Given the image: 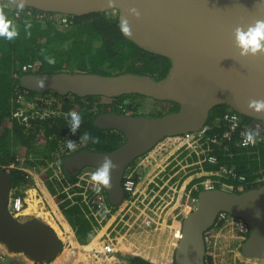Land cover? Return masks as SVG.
I'll list each match as a JSON object with an SVG mask.
<instances>
[{
    "label": "water",
    "instance_id": "obj_1",
    "mask_svg": "<svg viewBox=\"0 0 264 264\" xmlns=\"http://www.w3.org/2000/svg\"><path fill=\"white\" fill-rule=\"evenodd\" d=\"M15 4V0H0ZM43 12L84 15L111 11L127 18L131 35L139 47L171 60L162 78L138 72L102 74L98 72L55 71L19 76L21 86L44 93L55 91L81 97H118L140 94L179 104L163 115H128L109 111L95 118L102 128L122 131L126 141L110 151L80 149L62 159L64 173L75 176L84 166L97 167L109 156L116 167L110 186L104 187L110 203L124 199L122 178L128 165L167 136L183 135L202 129L211 110L227 104L243 116L264 121V112L248 107L251 100H264V52L241 56L235 29L264 20V0H25V6ZM135 7L140 15L130 14ZM39 82V83H38ZM13 177L0 170V244L9 251L22 252L36 263H46L61 252L62 242L55 229L37 217L25 221L8 210ZM221 212L244 219L250 233L241 245L246 257H264V184L243 191L219 187L203 188L197 207L182 221V236L175 253V264H206L205 235Z\"/></svg>",
    "mask_w": 264,
    "mask_h": 264
},
{
    "label": "trees",
    "instance_id": "obj_2",
    "mask_svg": "<svg viewBox=\"0 0 264 264\" xmlns=\"http://www.w3.org/2000/svg\"><path fill=\"white\" fill-rule=\"evenodd\" d=\"M6 5L9 3H1L0 11H3L12 21L19 34L13 40L0 37V170H6L5 166L13 163L19 165L18 156L27 160L31 154L39 158L37 160L41 165H46L47 162L54 160L61 150V144H67L68 140L79 142L80 135L85 131L103 140L107 131L91 122L104 111L124 113L130 110L132 114L138 113V103L134 101L127 103L126 100L139 94H125L118 97L93 95L81 97L75 94L60 95L55 91L40 93L21 86L20 75L27 72L64 71L75 63L84 68L81 69L82 72L95 70L93 72L113 75L130 71L159 79L164 77L171 67L169 58L139 47L121 32L118 13L95 11L84 15L65 14L68 16V25H65L60 21L61 16H56L59 13L43 12L29 7L20 10L17 5L13 8ZM17 11L20 12V17L15 16ZM46 57L54 58V62L50 63ZM28 65H31V68L25 72L23 67ZM45 97L56 99L51 107L58 113L57 111L51 113L43 120L39 116L36 118L29 116L27 121H21L19 116L13 115L23 104L30 105L32 99L36 104L31 105L34 108L29 110L30 113L47 108L46 103L41 101V98ZM158 103L162 109L157 115L179 108L178 103L169 100H158ZM120 104L127 106L121 110ZM229 108L227 104H220L210 112L206 125L209 126L208 134L214 135L218 142H211L213 148L209 154L215 155L218 162L206 163L205 169L217 170L222 165L233 166L239 175H244L249 180L250 184L245 189L260 186L263 182L260 184L251 182L264 176V141L253 148H241L236 145L239 134L234 136L232 141L225 140L222 136L224 124L221 118ZM70 112H78L82 116L80 129L75 135L70 134L68 128L70 122L66 117ZM256 121L263 122L247 116L242 117L244 126L252 125ZM29 122L30 127L27 126ZM124 137L121 133V135H113L107 143L88 141L83 143L82 148L96 147L110 151L118 147L125 140ZM78 149L80 148L60 153L57 155V160L61 163L68 152H75ZM28 162L25 163L27 166L35 167L33 162L29 160ZM50 171L51 168L48 175ZM46 173H42V176H46ZM10 174L13 177V187L25 190L34 183L30 174L18 166L12 168ZM73 179L75 178L66 175L64 183L66 180ZM227 182L232 183L231 180ZM64 183L58 182L60 188L58 191H62ZM49 189L55 195L78 242L85 245L92 241L98 226L94 212L98 211L101 216L104 209L101 210L97 205H89L81 195L68 199L66 194L57 193L50 183ZM243 189L237 186L235 191ZM108 218L109 215H106L105 220ZM248 235L249 232L244 235V238ZM120 255L130 264H157L132 253H120Z\"/></svg>",
    "mask_w": 264,
    "mask_h": 264
},
{
    "label": "rangeland",
    "instance_id": "obj_3",
    "mask_svg": "<svg viewBox=\"0 0 264 264\" xmlns=\"http://www.w3.org/2000/svg\"><path fill=\"white\" fill-rule=\"evenodd\" d=\"M10 7L14 6L10 5ZM74 64L72 63L71 67L66 70L70 72L83 71L81 70L84 69L83 67ZM32 100L30 105L23 104L15 111L21 121H27L29 116L34 118L39 116L43 120L57 111L51 107L56 99L45 97L41 98V101L46 103L47 108L30 113L29 110L34 108L31 105L36 104ZM132 101L138 103V111L141 113L157 114L162 109L158 100L142 95L132 96L126 100L127 103ZM27 126L30 127V122ZM191 138L186 135L166 138L151 150V157L147 154L138 160L142 159L139 164V168L142 166V169L138 177V183L141 184L137 198L123 200L117 206L110 207L108 211L105 210L101 216L98 211L94 212L98 220L97 238L88 245V251H84V246L76 241L77 238L75 240L74 236L76 235L73 228L66 224L57 208L56 201L51 198L52 193L49 189L50 183L57 193L60 190L58 182L63 181V174L57 168L59 163L57 155L69 150L66 148V144H61L59 153L56 154L54 160L47 162L46 165H41L35 154L29 155L27 160L18 156L20 164L16 166L27 171L34 182L25 189L29 196L28 208H31L27 211L51 226L53 225L56 229L64 243L58 259L72 264H130L124 262L121 256L113 255L115 257L99 259L94 255V251H101L106 244L113 242L115 250L140 255L157 264H174V253L178 243L176 236L180 237L181 235L182 220L196 207L193 191L190 192L186 184L191 177H198V174L194 173L195 169L199 168V164L191 166L192 161L189 158L195 156L196 150L199 159L203 160L207 156L206 151H203L202 147L196 146L197 143H193ZM28 160L33 162L35 167L27 166L25 163ZM205 163L207 162H203V164ZM28 164L30 165L29 162ZM50 168L51 171L48 175ZM89 170L90 168L85 169L84 173H80V177L81 175L89 177L88 174H85ZM45 172L47 175L43 177L42 173ZM192 174L194 176H191ZM217 178L221 181L235 182L229 176H218ZM64 187L63 191L71 192L68 184L65 183ZM191 188L193 190V187ZM20 190L24 189L20 188ZM89 203H91L90 200ZM106 215H109L107 220H105ZM29 217L31 216L21 217L19 220L23 221ZM65 225L69 228L68 231ZM209 237L211 245H213L212 250L208 252L209 264H263V261L257 258L251 260V258L242 255L240 236L237 235L236 229H233V225L230 226V223L214 226L209 232ZM72 240L74 241L72 242ZM19 256L21 258L19 264L29 262L25 254L21 253Z\"/></svg>",
    "mask_w": 264,
    "mask_h": 264
},
{
    "label": "clouds",
    "instance_id": "obj_4",
    "mask_svg": "<svg viewBox=\"0 0 264 264\" xmlns=\"http://www.w3.org/2000/svg\"><path fill=\"white\" fill-rule=\"evenodd\" d=\"M15 3H16V5H17V8L18 9H20V10H23V8H24V6H25V0H15ZM112 4H113V0H109V6H112ZM10 5H13L14 7H15V4H11V3H9V6ZM111 13L113 12V13H117V11L115 12V10H111L110 11ZM129 12H130V14H132V15H135V16H139L140 15V12L135 8V7H133V8H131V9H129ZM59 16L60 15H63V14H58ZM65 15V14H64ZM120 30H121V32L123 33V34H125V35H131V27H130V25H129V22H128V19L127 18H120ZM18 31H17V28H16V26L12 23V21L10 20V19H8V17H7V15L3 12V11H0V37H4V38H6L7 40H13L16 36H18ZM29 35H30V33H29ZM235 41H236V45H237V47L239 48V50H240V55L241 56H247V55H257L258 53H260V52H264V20H256L255 21V23L254 24H252V25H249V26H247V29L245 30L243 27H237L236 29H235ZM46 59H48V61L50 62V63H53L54 62V58H52V57H46ZM23 70L25 71V72H27V70H29V69H24V67H23ZM64 71H67V70H64ZM28 73V72H27ZM34 73V72H33ZM39 83V82H38ZM70 94H73V93H70ZM133 94H136V93H133ZM68 95V94H67ZM76 95V94H75ZM95 96V95H94ZM136 96H138V95H136ZM139 96H140V94H139ZM143 96V95H142ZM100 97V96H99ZM103 97V96H102ZM105 97V96H104ZM146 97V96H145ZM150 98V97H149ZM124 106H127V105H125V104H120L119 105V107H120V109L121 110H124L125 109V107ZM248 107L250 108V109H252L254 112H257V113H260V112H264V100H251V101H249V103H248ZM231 108V107H230ZM228 109L225 113H228V112H231V113H235V114H237L238 116H239V118H240V121H241V125H240V127L238 128V130H236L235 131V133L233 134L234 136H236V135H238V134H240V132H241V129L243 128V125H242V117H243V115H241L240 113H238L237 111H235V110H233L232 108L231 109ZM55 111V110H54ZM129 111V113H131V114H128V115H139V114H145V113H139V111L137 110V114H132V112L130 111V110H128ZM105 112H109V111H104V112H102V113H100L99 115H97L96 117H98V116H100V115H102L103 113H105ZM115 112H120V111H115ZM17 112H14L13 113V115H15ZM121 113H123V112H121ZM124 114H125V112H124ZM145 115H149V114H145ZM151 115H157V114H151ZM95 117V118H96ZM68 120H69V131H70V134H72V135H75L76 134V132H77V130L78 129H80V125H81V123H82V116H81V114L80 113H78V112H70V113H68L67 114V117H66ZM221 119H223V118H221ZM222 122H223V124H224V127H223V131H222V136H223V138L226 140V138L224 137V133L227 131V125L225 124V122H224V120H222ZM96 125V124H95ZM207 125V124H206ZM205 125V127H203V129L204 128H207V130H206V134H208V130H209V126H206ZM97 126V125H96ZM98 127V126H97ZM98 128H100V129H103V130H106L107 132H106V135H107V140H106V135H105V138L103 139V140H100V138L98 137V136H93V135H91V133H89V132H87V131H85V132H83L81 135H80V137H79V142H76V141H74V140H68V142H67V144H66V148L67 149H69V150H75L77 147L78 148H80V149H84V148H81V147H84L83 145V143H87L88 141H91L92 143H99V142H105V143H107L108 142V140H110V138L113 136V135H115V134H119V135H121V133H122V135L123 136H125V134L122 132V131H120V130H118V129H114V128H102V127H98ZM197 132V131H196ZM189 133H192V132H189ZM209 135V134H208ZM257 135H258V130H255V131H253V130H249V131H247L246 133H244V137H245V139H244V143L245 144H247V143H250V142H254L255 141V139H256V137H257ZM167 137H165V138H163V139H161L158 143H160V142H163V140H165ZM239 139H240V135H239V138L237 139V143H236V145H238L239 147H241V148H253V147H255L256 145H252V146H247V147H245V146H241V145H239L238 143H239ZM157 143V144H158ZM77 144H78V146H77ZM122 144V143H121ZM156 144V145H157ZM260 144V143H259ZM259 144H257V145H259ZM156 145L155 146H153L151 149H149L146 153H144V154H142V155H140V156H138V157H136L129 165H128V167L126 168V170H125V173H124V175H123V178H122V186H123V188H124V191H125V195H124V199L123 200H132V199H134L135 197H137L138 196V192H139V186H140V184L141 183H138V177H139V173L141 172V169H142V166L139 168V164L142 162L141 160L140 161H138L143 155H146L147 156V154L149 155V157H151L152 156V154H151V150L154 148V147H156ZM120 146V145H119ZM117 148V147H116ZM212 148L213 147H211V150H212ZM79 149V150H80ZM85 149H87V148H85ZM78 151V150H77ZM76 152V151H75ZM73 153V151H71V152H68L67 154H66V156L67 155H69V154H72ZM65 156V157H66ZM197 156L198 155H196V156H194V157H191V158H189V160L190 161H192V162H196V161H198V159H199V157H198V159L196 160V159H194L195 157L197 158ZM208 163V162H207ZM206 164V163H205ZM205 164H202V168H203V170L205 169ZM60 165V166H59ZM224 166H226V165H224ZM15 167H16V164H15ZM15 167H13V168H15ZM116 167V165L113 163V161H112V159L109 157V156H105L104 157V159H103V161L99 164V165H97V167H94V166H91V165H87V166H84L83 168H81V170L78 172V174H76L75 176H73L75 179H73L72 181H67L66 180V184H68V186H70L71 184H73V183H75L76 181H81L80 183H83L84 185L87 183L85 180H82L81 179V177H82V175H81V177H80V173L82 174V173H84L83 171L85 170V169H88V168H90V170L87 172L88 173V176H89V178L91 179V181L94 183V187H95V190L96 191H100L99 193L103 196V197H105V204L107 205V210L106 209H104V212H105V210L106 211H108L109 210V208L111 207L112 208V206H117V205H113L112 203H110V201H109V198H108V194H107V192H106V190H105V188L104 187H107V186H110V181H111V179H112V176H111V173H112V170L114 169ZM229 167V166H228ZM57 168L61 171V173L63 174V176H62V178H63V181L61 180V182L62 183H64V181H65V179H66V175L67 174H65L64 173V170H63V167H62V160H61V163H58L57 164ZM139 168V169H138ZM231 168H233L234 170H235V167H231ZM5 171H8V172H10V170L12 169V168H10V170H8V166H5ZM201 169V168H200ZM196 170V172L194 173V174H196L197 172H199L200 170H199V168H197V169H195ZM205 171H206V169H205ZM207 171H211V170H207ZM236 172V171H235ZM86 173V172H85ZM131 174V175H130ZM236 174H237V176H232V175H228V174H225L224 176H229L230 178H232L233 180H235V182H233L232 181V183H230V182H227V181H221L220 180V183H215L214 184V186L213 187H219V188H222V189H225V190H228V191H235V189L237 188V186L240 188V189H243V190H245V187L248 185V184H250V182H249V180H247V178H246V176H244V175H239L237 172H236ZM132 176L134 179H135V185H136V187H137V193L136 194H134V197L133 198H131V194L132 193H129L126 189H125V181L127 180V177L128 176ZM191 176H194L193 174L191 175ZM190 176V177H191ZM198 177H191V179L188 181V183L186 184V186L188 187V189H189V191L191 192V191H193V199H194V201H195V203H196V207H197V195H198V192L201 190V189H203V188H205V187H203L201 184H200V182L203 180V179H205L206 178V175H197ZM241 176H243L244 177V179L243 180H241V179H239V177H241ZM203 177V178H202ZM223 177V176H222ZM264 177V176H263ZM263 177H260V178H256V179H254L251 183H255V184H260L261 182H263L262 184H264V181L263 180H261ZM55 178V177H54ZM62 178H60V179H62ZM59 179V180H60ZM64 183V184H65ZM221 183H227V184H232V185H234V187H233V189L232 190H229V189H226V188H223L222 186H221ZM262 184H260V185H262ZM93 184H91L90 186H92ZM182 186V185H181ZM191 187H193V190H192V188ZM64 188L65 187H63V189H62V191H59L58 193H60V194H62V193H64V194H66V196H67V198L69 199V197H68V192H65V191H63L64 190ZM78 188L79 187H72V188H70V190H71V192H75V191H77L78 190ZM212 188V187H211ZM75 189V190H74ZM248 189V188H247ZM242 190V191H243ZM80 191V190H79ZM62 192V193H61ZM236 192H238V191H236ZM14 193H16V194H21V196H23V197H26L27 198V204H26V215L25 216H31V217H29V218H26L25 220H27V219H30V218H32V217H37V216H34L35 214H30V212L28 213V206H29V196H28V191H26V190H20V187H13L12 186V189H11V191H10V195H9V200H10V197L14 194ZM91 193H93V192H91ZM79 196V195H78ZM82 196V195H81ZM94 198V196L91 194L90 195V197H89V200L91 201V203H89V201L87 202V201H85V202H87L89 205H97V206H99L98 204H95V203H93L92 201H93V198ZM70 199H72V198H70ZM122 200V201H123ZM121 201V202H122ZM109 204H111V205H109ZM195 207V208H196ZM194 208V209H195ZM60 209V208H59ZM8 210H9V202H8ZM61 210V209H60ZM104 212H102V213H104ZM191 212V211H190ZM189 212V213H190ZM9 213L11 214V212L9 211ZM101 213V214H102ZM228 213V212H227ZM229 214V213H228ZM14 218H16V219H18L19 220V218H21V217H25V216H20V217H15L13 214H11ZM235 217V216H234ZM37 218H39V217H37ZM97 218V217H96ZM239 218V217H238ZM40 219V218H39ZM184 219V218H183ZM25 220H23V221H25ZM218 220V219H217ZM244 220V219H243ZM183 221V220H182ZM97 222H98V220H97ZM247 223V222H246ZM226 223H217V221H216V223L211 227V228H213L214 226H221V225H225ZM248 224V223H247ZM232 225H233V223H231L230 224V226L232 227ZM211 228L207 231V233H206V235L207 236H209V232H210V230H211ZM248 228H249V225H248ZM233 229L235 230L236 229V231H237V235H239L240 237V249H241V245H242V243L246 240V238H244V235L245 234H247L248 232L250 233V228L248 229V232L247 233H241L234 225H233ZM56 231V230H55ZM180 231H182V226H181V228H180ZM57 232V231H56ZM58 234V233H57ZM206 235H205V240H206V246H207V253H206V264H209V262H208V251H209V249H210V247L212 246L211 245V241H210V237H209V240H207L206 239ZM59 236V235H58ZM211 236V238H212V234L210 235ZM97 238V235L96 236H94V238ZM244 239H242V238ZM93 238V239H94ZM178 240H179V238H178ZM61 242H62V248L64 247V243H63V241L61 240ZM91 243V242H90ZM6 249H7V247L4 245V244H2ZM84 246V249H87V247H88V244L86 245H83ZM8 250V249H7ZM9 251V250H8ZM88 251V250H87ZM10 252H12V251H10ZM61 252H62V249H61ZM61 252H60V254H61ZM20 253H22V252H20ZM120 253H124V252H122V251H118L117 249L116 250H113L112 252H110V254H109V256L108 257H110V256H112V257H115V256H113V255H116V256H121L122 258H123V256L122 255H120ZM241 253H242V251H241ZM22 254H24V253H22ZM59 254V255H60ZM133 254V253H132ZM26 255V254H25ZM59 255L55 258V259H58V257H59ZM242 255H243V253H242ZM244 256V255H243ZM26 257L29 259V260H31L27 255H26ZM246 257V256H245ZM248 258H257V257H248ZM259 258H264V257H259ZM55 259H53V260H55ZM124 259V258H123ZM53 260H51V261H53ZM32 262H34L33 260H31ZM124 262H128L126 259H124L123 260ZM50 262V261H49ZM36 263V262H35ZM129 263V262H128ZM174 264H175V262H174Z\"/></svg>",
    "mask_w": 264,
    "mask_h": 264
},
{
    "label": "built area",
    "instance_id": "obj_5",
    "mask_svg": "<svg viewBox=\"0 0 264 264\" xmlns=\"http://www.w3.org/2000/svg\"><path fill=\"white\" fill-rule=\"evenodd\" d=\"M15 16L20 17V12L19 11L15 12ZM60 16H61L60 21L62 23H64L65 25H68V18H67L68 16H66L64 14L60 15ZM29 68H31V65L24 66V69H29ZM15 115H17V113ZM223 120H224L225 124L227 125V131L224 133V137L226 138L227 141H229V140L232 141L234 138L233 134L235 133L236 130H238V128L241 125L240 118L237 114L228 112V113L224 114ZM206 130H207V128H204L201 131L186 133L183 135H186V136H188V138H191L192 137L191 135L193 134L194 136L191 138L193 143H197L196 146H200V147H202L203 151H206L207 156L203 160L198 159V161H196V163L192 162L191 166H194L195 164H199V170L200 171L197 172L196 174L206 175V178L203 179L200 182V184L205 188H211L214 186L215 183H220V180L217 178L218 176L222 177L225 174L237 176V174L233 168L228 167V166H224V165H222L217 170H211V171H207V170L205 171V169L203 170V168H202L203 162H208V163H217L218 162V159L215 155L209 154V151H211V147H212L211 142L217 143L218 139L216 137H214V135L211 136V135L206 134ZM249 130H253V131L258 130V135H257L254 142H250V143L245 144L244 143V139H245L244 133H246ZM183 135H179V136L183 137ZM239 135H240V139H239V143H238L239 145L245 146V147L257 145V144L261 143L262 141H264V123L256 121L252 125H249V126L243 125V128L241 129V132ZM195 152H196V155H198V153H197L198 151L196 150ZM198 157H199V155H198ZM17 160H19V158H17ZM15 164L16 163L9 165L8 170H10V168L15 167ZM85 174H88V173L86 172ZM130 175L127 177V180L125 181V189L129 193H132L131 198H133L134 194L137 193L138 189L135 185V179ZM81 179L85 180L87 183L84 185L83 183H80L81 181L79 180V181H76L75 183L71 184L68 188L70 189L72 187H79V188L84 189V190L79 191L80 189L78 188V190L75 192H68L69 199L70 198L73 199L75 195H82L83 200L88 202L89 196L92 194L94 196L92 202L95 204H98L99 208L101 210L102 209L107 210L108 208H107V205L105 204L106 203L105 197H103L99 193L100 191L95 190L94 183L91 181V179L87 176L86 177L82 176ZM239 179L243 180L244 177L241 176V177H239ZM261 180L264 181V177ZM91 184H93V185L90 186ZM221 186L223 188H226L229 190H232L234 187V185L227 184V183H221ZM91 192H93V193H91ZM135 198H137V197H135ZM26 204H27V198L26 197L21 196V194L14 193L10 197V200H9V211L15 217L25 216L27 214L26 213ZM217 223H223V224L224 223H230V224L233 223V225L241 233H247L248 229H249L248 224L246 223L245 220H243L242 218L234 217V216L228 214L227 212H221L220 213L218 220H217ZM176 237L180 238L179 236H176ZM206 239L209 240V236L206 235ZM110 241H111V239H110ZM87 250L88 249H84V251H87ZM113 250H115V247H114V244L112 242V244L111 243L106 244L105 248H103L101 251H94V255L96 257H98L99 259H103L105 257H108L110 252H112ZM5 251H6V253H2L0 251V262L4 261L5 256L8 253H10V251H8L7 249H5ZM33 263L34 264H40V263H35V262H33ZM43 264H72V263L55 259L53 261L46 262Z\"/></svg>",
    "mask_w": 264,
    "mask_h": 264
},
{
    "label": "crops",
    "instance_id": "obj_6",
    "mask_svg": "<svg viewBox=\"0 0 264 264\" xmlns=\"http://www.w3.org/2000/svg\"><path fill=\"white\" fill-rule=\"evenodd\" d=\"M6 6L10 7L9 5H6ZM12 8H13V7H12ZM12 8H11V9H12ZM49 194H50V193H49ZM45 196H47V195L45 194ZM50 196H51V194H50ZM51 198L54 199V200L56 201V199H55V195L52 194ZM47 200H48V199H47ZM55 201H54V202H55ZM55 203H56V205H57V208L59 209L60 207H59V205H58V202L56 201ZM59 211L61 212L62 217L64 218L66 224L69 225V227H70L71 225H70L69 222L67 221L66 217L63 215L62 211H61L60 209H59ZM63 224H64V222H63ZM52 227L54 228L53 225H52ZM70 228H72V227H70ZM54 229H55V228H54ZM55 230H56V229H55ZM74 238H75V240H76V236H74ZM95 239H96V237H95L94 239H92V241H90V242H93ZM73 241H74V240H72V242H73ZM76 241L78 242V240H76ZM90 242L88 243V245L90 244ZM78 243H79V242H78ZM79 244H80V243H79ZM86 245H87V244H86ZM212 248H213V245L210 247L209 251L212 250ZM5 249H6V248L3 247L2 244H0V251H1L2 253H6ZM216 250H217V248H216ZM209 251H208V252H209ZM20 254H21L20 252H10V253H8V254L5 256L4 261L0 262V264H19L20 261H21V258H20V256H19ZM244 257H245V256H244ZM257 259L263 261V264H264V258H259V257H257ZM27 260H28L29 262L26 263V264H34V263H33L31 260H29L28 258H27ZM57 260H59V259H57ZM211 260H212V258H211ZM251 260H252V259H251Z\"/></svg>",
    "mask_w": 264,
    "mask_h": 264
},
{
    "label": "flooded vegetation",
    "instance_id": "obj_7",
    "mask_svg": "<svg viewBox=\"0 0 264 264\" xmlns=\"http://www.w3.org/2000/svg\"><path fill=\"white\" fill-rule=\"evenodd\" d=\"M132 110V109H131ZM140 113V112H139ZM125 114H131V113H129V111H125ZM92 124H94L95 125V118L92 120V122H91ZM124 141H122V143H124L125 141H126V136L124 137ZM121 145V144H120ZM78 146V145H77ZM82 148V147H81ZM85 149V148H84ZM87 149H93V150H101V149H97L96 147L95 148H87ZM79 150V149H78ZM102 151H106V150H102Z\"/></svg>",
    "mask_w": 264,
    "mask_h": 264
},
{
    "label": "bare ground",
    "instance_id": "obj_8",
    "mask_svg": "<svg viewBox=\"0 0 264 264\" xmlns=\"http://www.w3.org/2000/svg\"><path fill=\"white\" fill-rule=\"evenodd\" d=\"M259 120V119H258ZM261 121H263V120H261ZM257 122H259V121H257ZM262 123H264V121L262 122ZM201 130H203V128L202 129H200V130H197V131H201ZM196 132V131H195ZM176 136H179V135H176ZM170 137H175V136H167V138H170ZM37 208V207H36ZM28 209H30L31 210V208H28ZM33 211V210H32ZM57 226V225H56ZM65 227H66V225H65ZM67 228V227H66ZM68 229L69 228H67V231H68ZM66 230V229H65ZM182 236V231H181V235H180V237Z\"/></svg>",
    "mask_w": 264,
    "mask_h": 264
}]
</instances>
